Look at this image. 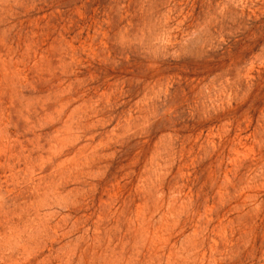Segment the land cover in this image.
Returning <instances> with one entry per match:
<instances>
[{
    "label": "rangeland",
    "instance_id": "obj_1",
    "mask_svg": "<svg viewBox=\"0 0 264 264\" xmlns=\"http://www.w3.org/2000/svg\"><path fill=\"white\" fill-rule=\"evenodd\" d=\"M0 264H264V0H0Z\"/></svg>",
    "mask_w": 264,
    "mask_h": 264
}]
</instances>
